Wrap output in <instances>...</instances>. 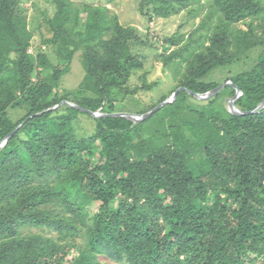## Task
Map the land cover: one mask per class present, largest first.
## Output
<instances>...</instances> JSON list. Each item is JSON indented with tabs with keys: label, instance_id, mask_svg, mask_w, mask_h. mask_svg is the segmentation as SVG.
I'll return each mask as SVG.
<instances>
[{
	"label": "trees",
	"instance_id": "1",
	"mask_svg": "<svg viewBox=\"0 0 264 264\" xmlns=\"http://www.w3.org/2000/svg\"><path fill=\"white\" fill-rule=\"evenodd\" d=\"M50 1L30 29L22 0H0V141L16 129L0 147V264H264V108L231 114L229 85L200 104L182 89L152 135L147 120L61 103L116 112L119 91L154 85L126 88L152 43L105 5ZM201 1L137 9L150 22ZM204 1L194 30L165 37L158 57L176 72L185 64L175 87L198 93L220 84L207 79L216 68L250 60L226 81L251 111L264 99V0ZM77 52L84 76L62 90ZM80 114L92 132L79 133Z\"/></svg>",
	"mask_w": 264,
	"mask_h": 264
},
{
	"label": "rangeland",
	"instance_id": "2",
	"mask_svg": "<svg viewBox=\"0 0 264 264\" xmlns=\"http://www.w3.org/2000/svg\"><path fill=\"white\" fill-rule=\"evenodd\" d=\"M76 4L82 1L92 2L95 5H105L108 8L110 14H116L118 21L123 25L136 26L143 34H148V39L152 43L150 49H146L147 55L143 68L135 70L130 79L127 82L126 88L132 90L135 87H141L143 82L148 84H154L150 89H140L134 94H127L125 90L119 91L114 96L115 111L116 112H129L134 114H141L145 110L148 111L153 105H157L178 88L175 86L178 84V80L184 71V65L178 72L174 70V66H164L159 59V53L162 50L163 39L173 33L183 34L184 38L194 30L198 22L203 18V15L208 11V5L204 3V8L197 7L198 3L182 9L178 14H173L168 17H154L152 21H148L137 9L139 0H72ZM21 6L24 9L26 21L30 29H35L40 23H43L45 15L51 16L54 11V6L50 0H22ZM84 16V13H81ZM236 25L244 28V22H238ZM79 52H77L72 60L70 71L64 75L60 88L62 90H72L82 80L84 76V69L80 61ZM245 63V62H243ZM250 60L245 64H234L226 68H216L208 77V80L218 81L220 83L225 82L227 77H230L234 73L248 68L251 66ZM180 87V86H179ZM173 90V92H172ZM166 98L162 100V97ZM185 100L193 104L205 103L206 100H198L191 98L190 95H184ZM232 97V96H230ZM227 96V99L230 98ZM187 101V100H186ZM224 98H219V102L223 103ZM225 102V101H224ZM171 103V102H170ZM150 110V109H149ZM21 112L19 111V114ZM169 113L168 106H163L155 113H153L147 120L146 124L141 126L142 129L148 130L150 134L155 135L161 124L159 120ZM12 116H18L15 111L11 112ZM78 122L76 127L79 133H90L95 129L94 121L86 114L78 115ZM143 120V121H145ZM142 122V121H140ZM135 124V123H134ZM24 232H49L47 230H41L36 228H24ZM55 235V233H49ZM79 241V238L76 239ZM110 262V261H108ZM111 263V262H110ZM113 263V262H112ZM113 264H125V263H113Z\"/></svg>",
	"mask_w": 264,
	"mask_h": 264
},
{
	"label": "water",
	"instance_id": "3",
	"mask_svg": "<svg viewBox=\"0 0 264 264\" xmlns=\"http://www.w3.org/2000/svg\"><path fill=\"white\" fill-rule=\"evenodd\" d=\"M229 85L232 88H234L235 92L233 94L232 97L227 99V110L234 115L237 116H242V115H246L248 113L251 112H257L258 110L264 108V99L251 111H244V110H240L234 103V101L242 94L241 90L235 85L233 84L230 80H227L225 82L220 83L219 85H217L216 87L212 88L211 90H208L204 93H198V92H194L191 91L189 89H186L183 86L178 87L172 94L171 96L167 97L165 100H163L162 102H160L159 104H157L155 107L151 108L150 110L141 113V114H134V113H129V112H111V113H107V112H99V111H92L90 109L84 108L80 105H77L75 103L69 102V101H62L61 103H65L68 104L70 106H73L75 108H77L78 110L88 113L93 117H124L130 121H132L133 123H138L142 120L147 119L149 116H151L153 113H155L157 110H159L161 107H163L164 105L172 102L176 95L178 94V92L180 90H186L189 94H192L195 98H197L198 100H207L210 97H212L213 95H215L216 93H218L224 86ZM58 105L54 106L57 107ZM16 131L13 130L12 132H10L9 134H7V136L0 141V147L4 146L6 141L8 140V138Z\"/></svg>",
	"mask_w": 264,
	"mask_h": 264
}]
</instances>
